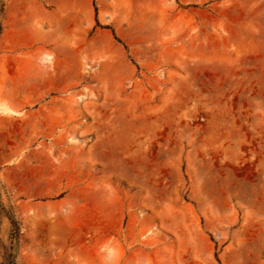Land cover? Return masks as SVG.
Wrapping results in <instances>:
<instances>
[{
    "label": "rangeland",
    "instance_id": "obj_1",
    "mask_svg": "<svg viewBox=\"0 0 264 264\" xmlns=\"http://www.w3.org/2000/svg\"><path fill=\"white\" fill-rule=\"evenodd\" d=\"M0 0V264H264V0Z\"/></svg>",
    "mask_w": 264,
    "mask_h": 264
},
{
    "label": "crops",
    "instance_id": "obj_2",
    "mask_svg": "<svg viewBox=\"0 0 264 264\" xmlns=\"http://www.w3.org/2000/svg\"><path fill=\"white\" fill-rule=\"evenodd\" d=\"M80 10H83L82 12L84 13L85 16L88 15L89 13V0H80ZM53 8L54 10H56V12H62V8H63V4L60 0H57L56 2H52Z\"/></svg>",
    "mask_w": 264,
    "mask_h": 264
}]
</instances>
